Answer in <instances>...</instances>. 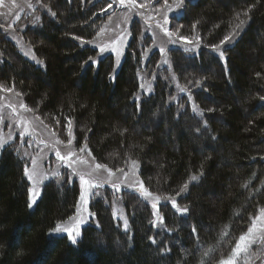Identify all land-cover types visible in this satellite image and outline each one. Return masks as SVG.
I'll return each mask as SVG.
<instances>
[{
	"label": "trees",
	"instance_id": "16d2710c",
	"mask_svg": "<svg viewBox=\"0 0 264 264\" xmlns=\"http://www.w3.org/2000/svg\"><path fill=\"white\" fill-rule=\"evenodd\" d=\"M39 1L45 10L21 32L38 63L0 38V85L63 139L71 120L75 147L86 145L96 163L116 171L135 161L143 187L166 199L158 204L163 226L155 227L151 204L126 189L117 197L127 227L107 193V201H91L93 219L78 243L52 233L75 212L78 181L47 180L29 209L28 162L10 143L0 150V264H220L232 256L264 209V0L186 2L173 23L202 46L191 54L169 48L168 69L156 49L144 62L151 41L135 25L117 70L111 53L98 57L83 44L109 0ZM234 30L235 39L221 45ZM142 71L153 82L139 95Z\"/></svg>",
	"mask_w": 264,
	"mask_h": 264
},
{
	"label": "rangeland",
	"instance_id": "374dc122",
	"mask_svg": "<svg viewBox=\"0 0 264 264\" xmlns=\"http://www.w3.org/2000/svg\"><path fill=\"white\" fill-rule=\"evenodd\" d=\"M188 1L135 0V3H132V0H123L121 3V0H109V4H112V7L108 8L107 6L109 12L104 21L98 25L96 35L93 39L84 41L83 44L96 48L98 57L111 53L114 58L115 69L117 70L130 40L131 28L136 25L140 29V38L147 37L151 41L149 47L145 48L144 62L149 52L156 49L161 55L160 64L166 66L165 68L168 69L170 66L169 48L179 47L183 50L189 48L191 51L186 53L191 54L198 51L202 46L200 41L195 39V36L180 35L177 32L176 25L173 23L174 16L180 14ZM39 2V0H2L0 2V38L8 37L27 58L36 63H38V59L35 58L32 49L23 41L21 32L25 27H31V25L33 26L38 22L37 18L40 14L37 10L39 8L45 10ZM165 17H167V22ZM165 28L168 32L175 33V35L171 37L166 35ZM179 37H186L192 42L190 44L186 43L180 40ZM171 41L175 42L172 43ZM162 47L165 49L164 53L160 52ZM101 48H105L102 54L100 53ZM219 50L222 51L223 49L219 48ZM215 52L219 53V51ZM25 53L28 54L26 55ZM165 60L168 63H164ZM170 75L171 77L173 76V74ZM140 80L139 95L149 94L151 92L153 76L142 71ZM173 82L176 90L178 89L177 92L182 91V85L176 84L174 77ZM6 89H11V91H6ZM21 104L24 105L22 97L18 92L12 87L0 85V142H6L0 146V150L5 145L12 143L14 147L18 148L17 151L20 156L24 157L28 162L27 167L29 171L36 168L43 176L50 177L51 179L55 178L52 176L53 172L60 173L58 179H60V176L61 178L64 176L69 178L71 176L72 180L78 181L80 193L82 190L80 175H85V178L89 179L91 183L98 185L95 188H89L87 185L83 186L87 203L81 201L79 196L75 212L68 219L59 223L61 227L69 229L78 227L79 231H81V228L93 219V213L89 207L91 201L97 198H103L106 199L104 201H107V193L112 195L110 196L112 199V214L114 215L115 213L114 216L121 223H124L125 212L122 207V201L117 196L126 189L133 190L141 195V180L138 175L137 165L129 164L126 169H123V172L111 170V175H109V168L105 166L96 169L98 163L94 161L85 146L83 148H76L72 135L63 139L64 136L56 133V128L47 126L40 117L35 113H31L25 105L21 107ZM192 108L195 109L194 105H192ZM9 136H11V139H9ZM69 139L72 140L71 144L68 143ZM81 149L84 150L81 151ZM57 150L60 151L62 156H68L69 152L73 153L70 157V160L74 161L71 167L65 166L56 157L55 153ZM33 159L36 161L35 165H33ZM89 172L93 173L91 177L87 175ZM125 172L128 174L124 175ZM46 181L43 180L37 183L35 185L36 189L41 192V187ZM29 184L30 187H33L31 181H29ZM113 184L120 185V190L115 189ZM143 189L145 188L143 187ZM145 197L143 198L151 206L153 203H157L156 198L158 196L151 193L150 196ZM165 200L159 198V203ZM170 202L172 203V201ZM159 203H157L156 209L153 207L152 209L154 211V225L156 228L161 229L163 224L160 215H158ZM259 215L262 218L257 221L256 229L250 237L253 242L250 243L245 252H242L238 256L240 264H264V214L260 212ZM77 221H83V223L77 225ZM52 233L67 235L64 232L56 233L52 231Z\"/></svg>",
	"mask_w": 264,
	"mask_h": 264
},
{
	"label": "snow or ice",
	"instance_id": "6c2138e0",
	"mask_svg": "<svg viewBox=\"0 0 264 264\" xmlns=\"http://www.w3.org/2000/svg\"><path fill=\"white\" fill-rule=\"evenodd\" d=\"M0 2H2V0H0ZM122 2H123V0H121V3ZM132 3H135V0H132ZM111 7H112V4H109L108 5V8H111ZM52 15H55V13H52ZM165 20L167 22V17H165ZM33 22H35V21H33ZM243 23H244V21H241L240 24H238L236 26V28L239 29ZM164 31H165L166 35H168L169 37L175 35V33L168 32L166 28L164 29ZM238 34L239 33L234 30V32L232 34L224 37V39L220 42L221 45L225 44V42H228L229 40L235 39L236 35H238ZM179 39L180 40H183V41H185L186 43H189V44L192 42L191 40H188V38H186V37H179ZM195 39L198 41L200 38L197 36V37H195ZM171 42L174 43L175 41H171ZM213 47H214V50L215 51H219L220 58L221 59H224L225 58L224 57V52L223 51H220L218 46H213ZM104 51H105V48H101L100 49V53L101 54ZM184 51L185 52H188V51H191V49L185 48ZM160 52L161 53H164L165 52V49L162 47L160 49ZM25 54L27 55L28 53H25ZM92 62L95 63L96 61H92ZM39 63H43V62L42 61H39ZM164 63H168V61L165 60ZM196 83L199 84L200 81H197ZM181 90L183 91V89H181ZM6 91H11V89H6ZM260 99L262 101H264V97H260ZM21 107H24V105L21 104ZM194 111H195V109H194ZM209 111H212V110L209 109ZM68 126H69V136H71V120H69ZM9 139H11V136H9ZM3 143H6V142H0V146H2ZM68 143L71 144L72 143V140L69 139ZM85 147H86V145H85ZM83 150L84 149H81V151H83ZM55 154H56V157L65 166H67V167H71L72 166V163L74 161L70 160V157L73 155V153L69 152L68 153V156H62L61 153H60V151L57 150ZM26 155H27V153H26ZM35 163H36V161L33 159V165H35ZM132 163H133V165L136 164L135 161H133ZM102 167H104V166L99 165V164L96 165V169H100ZM73 171H75V170L73 169ZM108 171H109V175H111L112 174L111 169H109ZM118 171L123 172V169H119ZM92 174H93L92 172L87 173V175L89 177H91ZM127 174L128 173H126V172L124 173V175H127ZM24 175L33 184V187H30L28 189L29 199H28V205L27 206H28L29 209H31L34 206V204L37 202L38 198L41 195V192L36 189L35 185L37 183L43 181V180H50L51 178L50 177H47V176H43L36 168H33L31 171H29V168L27 166L24 169ZM59 175H60L59 172H53L52 173V176L53 177H58ZM68 179H69V182H71V179H72L71 176H69ZM197 179H198V177L195 176V175L191 177V180L192 181H196ZM80 183H81V186H82V190H81V193H80V200L83 201V202H85V203H87L86 195H85V190H84V187L83 186L87 185L89 188H95L98 185L97 184H94V183H91L89 179H86L85 178V175H80ZM113 187L115 189H117V190H120V185H118V184H113ZM185 188H187V185H185V187L181 188L180 193H183L185 191ZM141 189H142V192H141V196L142 197H144V196H150L151 195V193H148L146 189H143L142 182H141ZM180 193H178L177 195H180ZM156 200H157V203H159V198L158 197L156 198ZM157 203H153L152 207L154 209L157 208ZM172 207L175 208L176 211L179 212V213H181V214L187 213V211H188V208L187 207H185V208H178L177 205H176V203H175V201H172ZM78 210H79V206H78ZM261 213L264 214V209L261 210ZM114 215H115V213H114ZM261 218H262V216L261 215H258V216H256L253 219L252 225L248 228L247 234H241L240 237L238 238V240L236 241L235 247L232 249V256H230L227 259H222L220 261V264H236V261H235V259L233 257H237L242 252H245L247 250V248L249 247L250 243L253 242L250 239V237H251L252 233L254 232V230L256 229L257 221L261 220ZM80 223H83V221H77V225H79ZM125 227H127L126 222H125ZM52 231L53 232H56V233H60V232L67 233L69 240L73 244L78 243V238L81 237V232L79 231L78 227H75V228H72V229L62 228L59 223L56 225L55 229H53ZM193 232H195V228H193ZM224 235L226 236L227 233H225ZM153 242H155V241H153ZM208 254H209L208 252H205L204 255L207 256Z\"/></svg>",
	"mask_w": 264,
	"mask_h": 264
}]
</instances>
